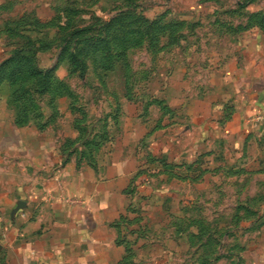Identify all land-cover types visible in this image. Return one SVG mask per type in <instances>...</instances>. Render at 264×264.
Returning <instances> with one entry per match:
<instances>
[{"label":"rangeland","instance_id":"1","mask_svg":"<svg viewBox=\"0 0 264 264\" xmlns=\"http://www.w3.org/2000/svg\"><path fill=\"white\" fill-rule=\"evenodd\" d=\"M118 26L139 34L127 48L110 45L112 55L125 54L111 65L88 47L119 37ZM17 51L22 70L12 77L11 62L0 73V118L14 113L16 128L49 136L68 172L82 164L119 172L129 155L137 168L123 211L97 239L85 235L93 255L78 256L73 242L63 244L62 257L50 240H28L25 201L0 206V264H245L249 229L264 227V111L245 114L249 138L240 157L232 136L217 134L250 102L249 68L264 72V0H0V64ZM49 77L51 89L35 93ZM22 90L30 101L13 97ZM26 106L18 125V107ZM212 123L218 129L209 136ZM185 126L194 127L197 143L211 138L192 159L188 138H180ZM12 147L1 169L22 172ZM84 226L90 230L91 221ZM27 247L32 253L20 258Z\"/></svg>","mask_w":264,"mask_h":264},{"label":"crops","instance_id":"2","mask_svg":"<svg viewBox=\"0 0 264 264\" xmlns=\"http://www.w3.org/2000/svg\"><path fill=\"white\" fill-rule=\"evenodd\" d=\"M249 69L251 76H245L244 81L256 86L248 94L250 102L246 109L238 106L236 114L220 127V132L217 134L221 138L225 133L232 136L237 142L233 144L237 157L245 153L244 145L249 138L245 131L248 128L244 120L245 114L264 111V72L257 73L254 67ZM14 119V113L0 118V170L9 163L5 161V152L13 146L19 153L20 158L17 163L21 166L22 172L12 173L5 170L0 172V206L14 210L17 204L22 206V201H25L24 217H28L27 221L30 225L28 228L33 230L28 234V240H50L54 247L57 245L60 247L62 257L66 256L64 252L67 244L73 242H76L79 248L76 253L78 256L81 253L93 255L90 247L82 245L85 242L84 237L89 233L92 239H97L101 228H107L112 219L123 211L124 191L137 168L136 163L131 160L132 156L129 155L131 158L123 160L119 172L114 169L115 172H108L106 175L102 174L105 172L84 164L76 172H68L69 163L64 166L57 165L59 156L55 147H51L53 140L49 136L35 126L16 128ZM217 129L218 126L212 123L205 131L211 136ZM182 131L180 138H188L189 141V159L197 157L199 155L197 152L200 153L204 145L205 147L211 145V138L207 137L205 142L197 143L194 138L196 135L194 127L185 126ZM13 136L17 139V143L11 145ZM3 143H5L4 147H2ZM39 143L41 146L37 145ZM29 149L33 153H30ZM117 154L118 151L113 152L111 156L116 157ZM259 158L262 160V156ZM13 162L16 164V161ZM49 165L56 167L53 172H46V167ZM89 221L92 223V228L84 229V224ZM250 230L251 243L246 246L242 254L245 264H264V227L262 231L258 228L256 231L253 228ZM94 242L99 244L101 240ZM63 244L66 246L64 247ZM30 248L27 247V252L23 250L19 257L29 256L32 253ZM46 248L49 247H44L43 251H46Z\"/></svg>","mask_w":264,"mask_h":264},{"label":"trees","instance_id":"3","mask_svg":"<svg viewBox=\"0 0 264 264\" xmlns=\"http://www.w3.org/2000/svg\"><path fill=\"white\" fill-rule=\"evenodd\" d=\"M112 24H115V22L114 23H111L110 22L108 25L110 26ZM117 28H119V26ZM119 33H120V36L119 37L118 36H115L114 38H112L111 42L108 39H106L102 43H93L88 48L91 49L92 51H94V54L96 56H98V55L100 56L101 55L104 58H106L107 63H110L111 65H114L117 62H119L121 59H123L125 54L121 50H115L116 48H114V50L117 51V52H115V55H112L113 54V48L110 47V45L115 44V47H117V44L120 43L121 45L126 46V48H127V46H129L131 44L132 39H134L137 36V34H139V32H136V31L135 32L134 31L127 32V31L123 30L122 27L119 28ZM20 52L21 51H17L15 53V55H14L15 57L12 56V57H10L9 59H7L6 61H3L0 64V73L3 71L4 67L8 63L13 62L16 65H15V69H14L15 72L12 73V77H14V78L16 77V75H17L16 74L17 73L16 71H21L22 70V66L24 65L23 61L16 60V56H17L16 54H19ZM90 54L91 53L88 50L85 53V57L89 56ZM104 54L109 55V60L107 59V57ZM74 58L75 59L78 58L81 61L83 67H86L85 58H82L81 56H77V54H74L73 55L72 59H74ZM31 59H32V63L35 65L36 64V53H34L33 51H31ZM71 63H73V60H71ZM102 67L104 68V70L110 69L109 68L110 66H108V67L107 66H102ZM37 71H38V68L36 66H34L33 69L31 70V74L32 75H36L38 73ZM39 71H41V70H39ZM79 71L80 70H77L76 72L79 73V75H80V77L82 79H84L86 77V70L82 69V71H80V72ZM42 72L43 71H41V73ZM3 76H4L3 74L0 75V82H1L2 78H4ZM54 80H55L54 78H52V77L50 78L49 77V79H47V82L45 84V87L42 88V89L34 90V92L37 93V94L38 93H40V94L46 93L49 89H51V88H49V83L50 84H51V82L53 83ZM13 81L15 83V79H13ZM50 87H51V85H50ZM22 95L25 96L27 98V100H29V101L32 98L31 97V94L30 93H27V90H22L21 93L16 92L13 95V97L15 98V97L22 96ZM22 109H19V107H18V113H17V117H16V123L18 125H21V124H24L25 123V121L22 120V117L21 116L24 113H26L27 110L30 111L31 108H28V106H26V107H24ZM43 127H46V124Z\"/></svg>","mask_w":264,"mask_h":264}]
</instances>
